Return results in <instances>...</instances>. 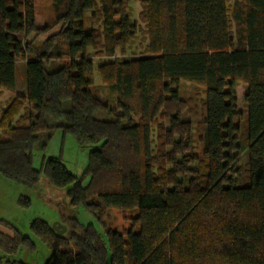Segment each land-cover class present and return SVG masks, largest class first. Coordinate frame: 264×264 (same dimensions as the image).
<instances>
[{
	"label": "trees",
	"instance_id": "1",
	"mask_svg": "<svg viewBox=\"0 0 264 264\" xmlns=\"http://www.w3.org/2000/svg\"><path fill=\"white\" fill-rule=\"evenodd\" d=\"M129 1L53 0L62 27L37 41L51 26L37 25L36 0H0V97L15 93L18 59L26 60V93L0 114V174L30 187L46 176L103 227L112 208L136 212L129 229L104 234L76 217L64 234L34 219L31 231L52 249L45 264H264V0H140L145 55L95 67L90 49L112 57L136 39ZM88 10L98 24L90 31L78 24ZM96 68L113 102L92 91ZM181 80L205 87L198 155ZM159 117L168 128L155 151ZM57 128L94 146L82 175L61 157L34 166L35 149ZM9 226L0 264H28L8 256L36 244Z\"/></svg>",
	"mask_w": 264,
	"mask_h": 264
},
{
	"label": "rangeland",
	"instance_id": "2",
	"mask_svg": "<svg viewBox=\"0 0 264 264\" xmlns=\"http://www.w3.org/2000/svg\"><path fill=\"white\" fill-rule=\"evenodd\" d=\"M233 2L234 0H228L230 6ZM141 10L142 6L140 0L129 1L128 12L132 22L135 23L138 28V34L136 39L128 45L125 54L118 51L117 57L114 58L108 57L106 54L97 55L96 51L93 49L88 51V57L94 61L95 67H98L99 63L115 60L117 58H122L123 60L137 59L139 56L145 55L144 50L148 44V36L146 34V23L140 16ZM36 13L37 25L39 27L51 26L49 32L36 37L37 41H44L48 36L61 29L62 24H55L57 16L54 11L53 0H36ZM93 13L92 10L86 11L84 18L78 21V24H81L82 28L86 31L98 27V24L94 22L95 18ZM66 60L69 61V57L66 58ZM25 64V59H18L17 81L19 90H25ZM241 84L242 83H240L237 88L238 97L240 98L239 109L245 111L246 107L243 99L245 87ZM91 89L104 101L113 102V94L110 92L100 73L97 71V68L94 72ZM204 89V86L187 80H181L179 84L180 97L186 104L183 118L191 121L193 124L191 155H198L203 151L201 137L203 135L202 109L205 98ZM6 94L8 95L9 91ZM3 101L4 100L2 99L0 100V114L4 108L2 106ZM47 121L50 125H56L59 123L50 116L47 117ZM159 124L163 126L159 128ZM241 126L244 131L246 127L244 118L241 122ZM164 128H168V121L164 117H159L152 131V141H154L153 149L155 151H157V147L159 146V138L162 132L161 129L164 130ZM40 145L34 152V166L36 168L41 167L43 156L61 157L67 169L77 176L82 175L85 171L88 164L89 151L94 149L93 145H79L72 135L68 134L64 137L60 128L54 130L52 139L48 143L46 149L43 150L40 148ZM21 196L30 198L31 204L29 206L20 205L18 200ZM70 217H76L84 224H93L99 232L104 234L106 229H115L118 231L129 229L134 221V217H136V212L122 211L117 208H112L108 210L107 216L104 219L105 227H103L97 221L96 217L86 211L83 207L76 208L72 206L67 196V189L52 185L46 176L42 175L41 180L36 187H30L9 180L0 174V219L4 221L0 223V230L11 235L14 231L9 226L11 225L18 229L22 234L31 237L36 244V249L33 251L21 249L17 254L8 256L11 260H21L28 264H45L52 255V249L31 231V222L37 218L44 219L51 225L60 222L67 227V233L68 227H70L68 222ZM59 228L61 229L62 227L59 226ZM0 255H4L2 250H0Z\"/></svg>",
	"mask_w": 264,
	"mask_h": 264
},
{
	"label": "crops",
	"instance_id": "3",
	"mask_svg": "<svg viewBox=\"0 0 264 264\" xmlns=\"http://www.w3.org/2000/svg\"><path fill=\"white\" fill-rule=\"evenodd\" d=\"M25 75H26V70H25ZM243 86V84H241ZM239 87V85L237 86V88ZM245 87V86H244ZM246 90V88H244V91ZM6 93H8V91H5L4 94L0 97L3 101V107L6 106V104L8 103V101L11 99V97L15 96V95H20V94H25L26 93V85H25V90H19L18 89V81L16 84V91L15 93L13 92H9V94L7 95ZM6 95V96H5ZM0 99V100H1Z\"/></svg>",
	"mask_w": 264,
	"mask_h": 264
},
{
	"label": "water",
	"instance_id": "4",
	"mask_svg": "<svg viewBox=\"0 0 264 264\" xmlns=\"http://www.w3.org/2000/svg\"><path fill=\"white\" fill-rule=\"evenodd\" d=\"M59 226H61L62 228L60 229ZM52 227L59 233V234H64L67 231V227L63 224H61L60 222H56L52 225Z\"/></svg>",
	"mask_w": 264,
	"mask_h": 264
},
{
	"label": "built area",
	"instance_id": "5",
	"mask_svg": "<svg viewBox=\"0 0 264 264\" xmlns=\"http://www.w3.org/2000/svg\"><path fill=\"white\" fill-rule=\"evenodd\" d=\"M112 57L116 58V57H117V55H114V56H112Z\"/></svg>",
	"mask_w": 264,
	"mask_h": 264
}]
</instances>
